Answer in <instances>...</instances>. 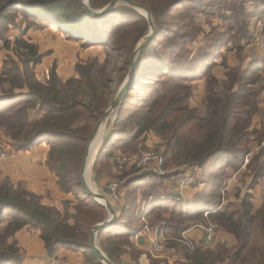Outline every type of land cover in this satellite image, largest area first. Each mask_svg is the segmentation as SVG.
Returning a JSON list of instances; mask_svg holds the SVG:
<instances>
[{"label": "trees", "instance_id": "obj_1", "mask_svg": "<svg viewBox=\"0 0 264 264\" xmlns=\"http://www.w3.org/2000/svg\"><path fill=\"white\" fill-rule=\"evenodd\" d=\"M111 1L90 0V8L101 10ZM131 1L150 9L157 31L137 56L135 74L93 167L99 176L114 166V181L125 189L126 199L114 226L98 235L99 248L115 264L131 248L129 238L142 223L139 193L150 204L146 217L153 227L164 222L166 230L180 236L211 213L209 219L235 239L216 249L180 247L184 264H248L254 257V264H264V202L255 210L251 194L236 202L223 194L229 177L244 168L253 175L251 187L264 177V151L246 164L251 144L264 141V129H250L264 90V62L242 68L244 50L264 30V0ZM20 17L31 23L23 32L33 26L59 27L83 44L104 46L107 58L103 64L93 60L78 65V79L63 81L53 67L43 81L35 73L43 57L34 44L20 37L6 57L0 71V129L17 152L48 144L45 164L77 204L74 213L63 215L21 184L0 180V226L7 222L0 229V264H21L20 250L8 239L26 227L40 231L50 258L64 248L101 264L88 245L93 227L107 213L85 192L81 166L98 122L129 78L132 53L148 34V23L128 6L94 17L81 0H0V38L22 28ZM214 19L223 22L222 29ZM234 52L238 66L229 61ZM200 81L205 85L203 108H191L189 100ZM148 133L164 140L167 173H146L135 166L115 169L117 152L129 153L124 149L143 142ZM173 166L199 167L189 186L203 191L193 201L172 194L190 178L187 170L172 171Z\"/></svg>", "mask_w": 264, "mask_h": 264}, {"label": "crops", "instance_id": "obj_2", "mask_svg": "<svg viewBox=\"0 0 264 264\" xmlns=\"http://www.w3.org/2000/svg\"><path fill=\"white\" fill-rule=\"evenodd\" d=\"M49 30L50 29L46 28V30L40 31L37 30L36 28H30L28 30H25V32L22 31L23 33L19 31L14 32L17 35L19 34V36H22L23 34L22 37L29 43L34 44L38 48L39 55L43 57L42 63L37 67H35L36 76L40 80H42V77H44L49 72V70L52 69L53 63L59 60L58 50L50 46V43L46 41L45 36L48 37L49 35H52L51 33H49L50 32ZM59 31L60 32H58L59 34L57 36V39L61 41L62 38L60 37L61 34L63 37L65 34L61 30ZM9 54H12V52H8L6 50L0 52V71L2 70L4 61ZM243 56H244V61L242 63V68L246 69L253 62H258V61L264 62V49L257 48L255 45L252 44L246 47ZM229 61L231 65H236V66L239 65V60L237 59L236 52L230 55ZM57 64H58L57 74L63 81H66L76 76L74 66H73V70H71V68H67L66 66H63L61 64V59L60 61L57 62ZM199 96H201V98L202 97L204 98L205 96V85L203 81L197 83V89H195L194 91V98L196 100L198 99ZM191 103L192 102L190 101V104ZM250 129L252 131L264 129V90L260 95L259 111L254 116L252 121V126ZM0 137H2L7 143H9V145L11 144V142L4 136L1 129H0ZM105 137L106 136H104V139ZM251 146H252L251 148L252 151L250 156H251V160H253L258 154L264 151V141L262 143L254 142L251 144ZM9 147L12 148V144ZM47 148H49L47 144L42 143L41 145L35 147L30 151L16 152L14 157L6 165L0 166V180L9 181L14 186H18L19 184H21L29 192L40 196L42 199V204L44 206L54 207L61 211L63 208L62 204L64 200L69 199L70 197L73 196V194L71 193L68 194L61 190L58 184V177L54 173H52L46 166L45 162L48 157ZM262 158H264V156H262ZM246 161H248L247 158ZM113 167L111 168L110 171L109 170L107 172L103 171L102 174L99 176L98 174L93 172L94 173L93 178L96 189L98 187L100 190H102V193L104 194V196L107 198V200L110 202L111 206L115 210L116 212L115 222H116L117 218L121 214V211L126 207V199H125L124 188H121L119 190V201H114L113 196L108 192V184L115 182L114 181L115 172ZM242 171H241L242 174L240 172L238 173H239V177L240 175H242L243 186L241 193L238 195V197L237 196L235 197L238 199L236 201L242 199L246 194H251L254 197L253 199L254 209L257 210L263 203V200L262 202H259L257 198V193L258 192L261 193L260 188H262V186L261 184H257L255 187H251L254 178L250 176L251 174L249 170L244 172ZM90 188L94 190L93 187ZM202 191L203 188L196 189L194 186L191 187L187 184L184 185V180H182L181 182H179L178 187L175 189V191L172 194L176 196L177 199H181L184 202H191ZM73 199L74 202L77 204L75 196H73ZM229 201L236 202L234 200L233 201L229 200ZM138 202H140V210L142 211V218L143 217L147 218L146 215H148L150 211L149 202H145L143 200V196L139 193H138ZM106 213L107 214L104 222H107L108 219L110 218V214L107 209H106ZM164 216L166 218L169 217L168 215H164ZM142 223L140 225V229L129 238L131 243V248H127V251H124V253L120 256L119 264H134L138 261H143L144 264H166V262L168 264H172L171 260L173 258H177V257L179 259L182 258L177 251L179 246L172 245L174 241L173 243H171L172 241H170L171 244H169V246L167 247L166 252L159 257H153L150 256L149 254H146L147 252L146 247L150 246V239L156 238L157 236L155 233H150L146 237H142V238L140 237V241L137 242L134 237L140 234L144 230V223L143 224ZM5 224H7V222H5L2 226H0V229L4 227ZM70 224H73L72 220L70 221ZM162 224H164V232L166 233V235L170 236V238L172 239L178 237V235H174L173 233L165 229L164 222H162ZM149 225L151 226V230L153 232L157 227H159V226L153 227L150 221H149ZM193 225L194 224H192L190 228ZM223 235L224 237L226 236L228 238L227 240L230 242V244L232 242L233 244L235 243V239L233 238V236L222 231V236ZM188 236L189 238H191L192 241L197 243L199 247H202L200 244L203 243L204 234L200 230L197 229L191 230L189 231ZM12 243H16V246L20 250L21 264H49L50 257L47 255L45 243L40 237V231L36 229L35 231H32L31 227H26L21 231H19L18 233H16L14 237L8 239V244H12ZM214 248L215 247L209 249H214ZM56 257L67 260L66 264H93V262L88 260L86 254L77 253L72 250H67L64 248L60 249L56 253ZM176 263L184 264V260L182 259V262L176 260Z\"/></svg>", "mask_w": 264, "mask_h": 264}, {"label": "rangeland", "instance_id": "obj_3", "mask_svg": "<svg viewBox=\"0 0 264 264\" xmlns=\"http://www.w3.org/2000/svg\"><path fill=\"white\" fill-rule=\"evenodd\" d=\"M89 6H90V3H89ZM121 6H125V5H119L118 7H121ZM117 7V8H118ZM127 7V6H126ZM139 13V12H138ZM139 14H141V13H139ZM199 18H198V21L202 24V21H203V19H202V15H199L198 16ZM153 18V17H152ZM201 21H200V20ZM147 20V19H146ZM154 21V20H153ZM17 24L18 25H22L23 24V26H20V28L21 29H19V28H13V32H15V31H19V32H22V30H23V28H25L27 25H29V24H31L30 22H25L24 21V18H22V17H20V18H18L17 19ZM148 23V22H147ZM155 24V23H154ZM213 24L215 25V26H217L219 29H222L223 28V22L220 20V19H214L213 20ZM156 26V25H155ZM202 26H204V29L206 30L207 28H208V25H206L205 23H203L202 24ZM32 28H34V26L32 27ZM59 27H53V26H51V27H48V29H50L49 31V33H51L52 35H49L48 37H46L45 36V38H46V41L48 42V43H50V46H52V47H54V48H56L57 50H58V52H59V60H57L56 62H54L53 63V67H55V68H57V66H58V64H57V62L58 61H60V59H61V64L63 65V66H66L67 68H71V70H73V66L75 67V72H76V76L75 77H72V78H70V79H78L79 78V75H78V73H77V66L78 65H86V64H89L91 61H93V60H98L100 63H104L105 62V60H106V58H107V52H106V50H105V48H104V46H100L99 44H96L95 42H89V43H84L83 44V42H85V41H81V40H79V38L80 37H77V38H75V39H73V38H69L66 34H68V33H65L63 30H61L65 35H64V37L62 36V34H61V36L60 37H62L61 38V41L60 40H58L57 39V36H58V32H60L59 30H60V28L58 29ZM37 30H40V31H43V30H46V28L44 29H38V28H36ZM156 30H157V27H156ZM12 31V30H11ZM10 31V32H11ZM261 31H264V30H260L259 29V31L257 32V34L256 35H258ZM9 32V33H10ZM150 33V27H149V25H148V34ZM16 34V33H15ZM22 34V33H21ZM147 34V35H148ZM17 35V34H16ZM146 35V36H147ZM22 36H23V34H22ZM22 36H19V34L17 35V39L18 38H20V37H22ZM23 38V37H22ZM201 40H202V37H201ZM142 41V40H141ZM108 42V41H107ZM140 43V42H139ZM138 43V44H139ZM16 44V43H15ZM15 44H13V45H6L5 47H4V49H3V51L4 50H6V51H8V52H12V50H14V48H15ZM109 44V43H108ZM138 44H137V46H138ZM137 46H136V48H137ZM135 48V49H136ZM194 48H196V45H193L192 46V49H194ZM135 49H134V51H135ZM134 51H133V53H134ZM2 52V51H1ZM133 53H132V55H133ZM131 59H132V57H131ZM42 61H43V59H42ZM49 61H50V59H49ZM113 62V61H112ZM114 63V62H113ZM136 63H137V58H136ZM112 64V63H111ZM116 66V65H115ZM52 67V68H53ZM51 70V69H50ZM50 70H49V72L44 76V77H42V80L44 81V80H48V78H49V75H50ZM39 75V74H38ZM41 75V74H40ZM129 76H130V74H129ZM69 80V79H68ZM128 79H126V81H127ZM67 81V80H66ZM126 83V82H125ZM124 83V84H125ZM124 86V85H123ZM123 86H121L122 88H123ZM119 88V90L117 91V94H116V96L118 95V93L122 90V88ZM193 91H195L194 89H193ZM203 98V97H202ZM201 98V96H199L198 97V99L196 100L195 98H194V96L193 97H191V99L189 100V104H190V101L192 102L191 104H190V107H191V105H192V107L191 108H195V107H197V108H203V99ZM118 108V107H117ZM117 108L115 109V111H114V113L109 117V119H108V122L102 127V129H101V135H100V137H99V139L97 140V142L95 143V146H94V150H92V153H91V156H90V161H89V164H88V172H87V175H86V178H88V183L91 185L90 187H93L94 188V193H100V194H102L103 196H104V194L102 193V190H100L98 187H97V189H96V186H95V184H94V178H93V176H94V173H93V167H94V165H95V160L97 159V157H98V155H99V152H100V150H101V148H102V146L104 145V136H106L105 134H106V132H108V130L111 128V126H112V124H113V122H114V120H115V118H116V111H117ZM140 140H144L143 142H141V141H137V142H133L131 145H129L127 148H125L124 150H128L129 151V153L127 152V154H125V153H123V154H121L120 153V151L119 152H117V153H119V154H117L116 155V157L117 156H121V155H138V156H140V157H143V155L144 154H154V156H156V160H155V163L153 164L154 165V167H149V166H146V167H143V172H153V168H154V170H159V165H160V160H159V157L157 156V155H155V153L157 154V153H161V154H163L162 155V159H163V165L165 164V158H164V152H166V146H165V144H164V140L162 139V138H160L159 136H157L155 133H148V134H146V135H144L143 136V138L142 139H140ZM47 146L49 147V148H47V150H48V152H49V150H50V146L47 144ZM100 148V149H99ZM140 148H144L142 151H140V152H138L139 151V149ZM99 150V151H98ZM137 150V151H136ZM95 152V153H94ZM97 152H98V154H97ZM96 154H97V156H96ZM115 157V158H116ZM114 158V159H115ZM247 160L249 161V162H251V156L250 157H247ZM249 164V163H248ZM163 165H162V170H163ZM181 168L182 169H184V170H187L185 167H175V166H173L172 167V171L174 170V171H176V170H181ZM116 169V168H115ZM102 170H106L105 168H102ZM245 171V169H243V171L242 172H244ZM105 172H107V171H105ZM158 172V171H157ZM91 173V174H90ZM237 174H239L238 172H237ZM242 174V173H241ZM245 174H247V173H245ZM196 175V174H195ZM252 178H253V175L251 174L250 175ZM196 177H198V175L196 176ZM231 177H233V176H231ZM228 181V180H227ZM241 182V183H240ZM109 185V184H108ZM233 185H234V187L230 190V193H227V192H223V194H224V197L226 198V200H231V201H236V200H238L237 198H235L236 196L238 197V195L241 193V190H242V175H240V177H239V180H238V182L236 183H233ZM194 189V188H193ZM197 189V188H196ZM261 189V193H257V198H258V200H259V202H262V200H263V202H264V188L262 189V188H260ZM69 194V193H68ZM71 195V194H70ZM252 199H254V197L252 198ZM66 200V201H65ZM64 200V202H63V208H62V210L60 211L61 212V214H67L68 212H72V213H74L75 212V206H76V203L74 202V199H73V196L72 197H70L69 199H65ZM76 202H77V200H76ZM226 203H227V201H226ZM142 220H143V218H142ZM146 221H150L148 218H146ZM143 224V223H142ZM225 239L227 240L228 238L225 236ZM171 243H173V241L171 242ZM170 242H168L167 243V245H166V248L161 252V254H163V253H165L166 252V250H167V247L169 246V244H171ZM174 243H177L178 245H179V247H178V249H177V251H178V254L180 253V251H179V248L180 247H183L184 246V244H181V243H178V242H174ZM228 244V243H227ZM226 244V245H227ZM201 245V244H200ZM199 246V245H198ZM214 246H217V245H214ZM221 245H219V247H220ZM229 246V245H228ZM217 247H215L214 249H216ZM177 254V253H176ZM182 254V253H181ZM179 256V255H178ZM176 260H178L179 262H182V258L181 259H179L178 257L177 258H173L172 260H171V262L173 263V264H177L176 263ZM255 261H256V258L254 257V259L251 261V262H249L248 264H254L255 263ZM166 264H168L167 262H166Z\"/></svg>", "mask_w": 264, "mask_h": 264}, {"label": "built area", "instance_id": "obj_4", "mask_svg": "<svg viewBox=\"0 0 264 264\" xmlns=\"http://www.w3.org/2000/svg\"><path fill=\"white\" fill-rule=\"evenodd\" d=\"M17 40V35L14 32L8 33L5 37L0 38V52L3 51L4 47L8 45H13L15 44ZM253 44L257 48H262L264 49V31H261L258 35H256L255 40ZM7 45V46H8ZM11 145V144H10ZM9 143H7L2 137H0V166L1 165H6L15 155L17 151H15L12 148H10ZM159 157L160 160V165H159V170H154L153 172L159 173V174H165L167 173L164 169L162 170V165H163V159L161 153H155ZM156 160V156L154 154H144L143 157H140L138 155H119L113 161L116 164V169L119 171L124 170L126 167H136L139 168V170H143V167L149 166L154 167V163ZM249 161H246V164H248ZM187 166H185L186 168ZM188 172V177L189 180H184V185H190L192 178V174L198 173L199 172V167L198 166H190V168H186ZM233 176V177H231ZM228 179V181L225 184L223 192L229 193L230 190L234 187L233 183H237L239 180V174L233 173ZM261 186L264 188V177L261 180ZM119 190H120V184L119 182L115 181L113 183H110L108 185V192L113 196L114 201H119ZM211 213H206L204 216V219L200 222L195 223L189 230L178 236L177 238H170V236L166 235L164 232V224L160 225L155 229L153 232L151 230V226L149 225V222L146 221V218L143 217V223H144V230L135 236V240L137 242L140 241V237H146L150 233H155L156 238H151L150 239V246L146 247V254H149L150 256L153 257H159L161 256V252L166 248V245L170 241L178 242L181 244H184L186 248L189 250L193 251L196 248H198V244L195 243L194 241L189 238L188 233L191 230L197 229L200 230L204 234V239L203 243L201 246L206 247V248H212V247H219V245H229V241L225 239L224 235L222 236V230L219 228V226L211 221L209 219V215ZM32 231H35V229L31 228ZM217 245V246H214ZM67 260L60 259L58 257H52L50 258L49 264H66ZM172 263V262H171ZM134 264H144L143 261H138ZM173 264V263H172Z\"/></svg>", "mask_w": 264, "mask_h": 264}, {"label": "water", "instance_id": "obj_5", "mask_svg": "<svg viewBox=\"0 0 264 264\" xmlns=\"http://www.w3.org/2000/svg\"><path fill=\"white\" fill-rule=\"evenodd\" d=\"M81 1H82V5L86 9V11L91 16H94V17H101L104 15H107V14L111 13L112 11H114L119 5L128 6L132 9L138 11L139 13H141L147 19L148 25L150 27V33L147 36H145L142 39V41H140V43L138 44L137 48L135 49V51L132 55L131 67H130V76H129L128 80L124 84L122 90L118 93L117 96H115L113 101L110 103V105L108 106V108L104 112L102 118L98 122L92 136L90 137L85 155L83 157L82 166H81L82 183H83V188H84L85 192L88 195L92 196L102 206H104L110 214V218L108 219L107 222L98 224V225L93 227L88 246L92 250V252L95 255V257L97 258V260L101 264H114L99 248V246H98V235L102 231H104L106 229H110L114 226L115 219H116V212L105 196H103L100 193H94V191L90 188V185L88 184V181L86 178V175L88 172V164L90 161L91 150L95 144V141L97 140V138L99 136V133H100L102 127L108 122L109 117L114 113L115 109L121 103L122 98H123L127 88L129 87V84H130V82H131V80L135 74L136 58H137L139 52L155 36L157 30H156V26L154 24L150 9H148L147 7H145L139 3L133 2L131 0H113L105 8H103L101 10H93L89 6L90 0H81Z\"/></svg>", "mask_w": 264, "mask_h": 264}, {"label": "bare ground", "instance_id": "obj_6", "mask_svg": "<svg viewBox=\"0 0 264 264\" xmlns=\"http://www.w3.org/2000/svg\"><path fill=\"white\" fill-rule=\"evenodd\" d=\"M101 132H102V131H100V133H99V136H98L97 140L99 139V137H100V135H101ZM97 140L95 141V143L97 142ZM94 146H95V144H94ZM94 146H93V148H94ZM93 148H92V150H94ZM92 150H91V153H92ZM94 153H95V152H94ZM97 154H98V153H97ZM96 156H97V155H96Z\"/></svg>", "mask_w": 264, "mask_h": 264}]
</instances>
